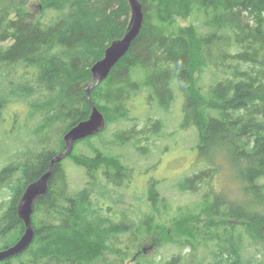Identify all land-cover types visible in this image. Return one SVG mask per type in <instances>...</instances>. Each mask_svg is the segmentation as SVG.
I'll return each mask as SVG.
<instances>
[{"label":"trees","instance_id":"1","mask_svg":"<svg viewBox=\"0 0 264 264\" xmlns=\"http://www.w3.org/2000/svg\"><path fill=\"white\" fill-rule=\"evenodd\" d=\"M35 1L37 10L30 8ZM141 1L142 32L105 82L92 90V101L105 111L107 124L114 123L130 119L126 96L144 91L149 101L169 110L176 95L173 86L179 85L186 99L182 125L197 126L201 152L222 147L236 158L241 190L248 198L244 207L216 192L219 167L187 176L181 191L203 189L204 194L199 205L173 215L175 227L166 240L191 252L158 264H264V257L246 256L251 246H264V0ZM177 15L193 17L198 24L182 26ZM129 17L128 0H0V44L13 40L0 50V126L7 103L27 104L31 143L38 148L27 145L33 157L0 168V191L11 189L9 201L0 203V250L25 233L18 205L27 185L48 171L50 161L62 152L65 134L89 118L91 67L124 34ZM198 72L217 80L208 96ZM18 117L13 118L16 124ZM20 123L25 126L24 119ZM162 124L154 126L157 135ZM93 148L95 155L100 152ZM101 153L100 159H91L80 149L69 158L86 178L75 191L65 165L69 159L54 164L48 190L32 214V243L0 264H124L141 236L166 230V222L146 226L154 219L151 208L166 211L159 201L158 180L149 183L148 199L138 208V216L144 213L141 225L130 209L115 211L120 199L115 194L125 188L123 180L133 184L134 168ZM142 200L143 194L137 197V202ZM127 232L131 242L118 237ZM197 248H203L200 258Z\"/></svg>","mask_w":264,"mask_h":264},{"label":"rangeland","instance_id":"2","mask_svg":"<svg viewBox=\"0 0 264 264\" xmlns=\"http://www.w3.org/2000/svg\"><path fill=\"white\" fill-rule=\"evenodd\" d=\"M37 5H39V3L35 1L30 5V8L37 10ZM176 18L177 22L182 26H188L191 23L198 24L197 20L187 15H177ZM12 43L13 40L10 38L7 41L5 40L0 44V50H3ZM206 75V72L204 74L197 73V77H200L199 84L203 87V92L208 96L207 93L210 86L214 85L217 80L210 79L211 77ZM219 76L221 77L220 80L225 78L223 75ZM178 86H173L176 95L169 110L159 108L156 102H154V105L153 101H149L145 96L146 94L144 91H140L133 96H126V106L130 108L129 120H125L126 118L124 117L119 120L120 122L108 123L103 131L90 136L89 138L91 139L83 140L76 145L78 151L81 149L82 152L90 156L95 155L94 145L98 146L97 149L105 154L115 156H121L123 154L128 156L131 162L128 161L131 164L125 159L121 160L124 164H128L131 169L134 168L132 172L133 175H131L133 184L130 183V185H128V179L123 180V182H125V188L119 189L115 194V197H117V195L120 197L115 207V211L119 213L130 209L131 215L135 217V214L137 215V212H139L138 208L142 206V203L144 205L148 199L147 192L149 190L148 186H150L149 183L154 179L158 180L157 186L160 191L159 201L166 207V211H162L160 208L159 210H157L158 208H154L152 211L151 208L148 212H152L151 216H153L154 219L146 222V226L150 228L157 222L158 224L166 222V230L163 232L155 230L152 234H144L141 237L142 243L149 241L147 236L154 235L164 238L163 240L165 242L163 244H160L159 247H155L148 252L150 253L147 255L148 261L149 259H153L150 261H153L154 264L171 260L173 256L175 257L178 254L188 255L191 252L190 247H186L181 251L176 245H172L170 242L167 243L168 240H166V234H170L169 231H173L175 227L171 220L173 215L180 214L182 209L185 210L188 205H193V203L195 204L201 201L204 194L203 189L199 192L188 190L181 191L180 183L187 176H192L208 166L219 167V172L216 173V179H214L216 192L218 194H224L225 196L227 195L231 201H235L237 204L244 207L248 206L247 195L241 190L239 181L240 168L238 167L236 158L233 157L227 149L222 147H217L215 152L207 153L205 150L201 152L198 147L199 131L197 126L182 125L186 99H183L184 93L179 91ZM28 112V105L22 102H16L11 105L8 103L6 104L3 111L4 117L2 122L3 124L6 120L5 125L3 126L1 124L0 126L2 127L0 129V168L9 161L11 163H16L25 161L28 157H33L35 154L26 151L27 145L33 146L34 151L38 150V148L36 149L31 143L34 137L31 136V124H28L29 120H27ZM103 113H105V111ZM211 113L214 114L213 111ZM16 115L19 116L17 124L14 122L15 119H13L16 118ZM21 119H24L25 126L24 124L21 125ZM157 121L163 123V130L160 134L156 135L157 137L154 136L151 139L148 134L146 141H139L134 138L135 143H129L127 145L120 143L121 140H129L130 134H134L136 137L138 136V138H141L142 134H138V130L143 127L146 129H153ZM135 122L138 124L137 126H134ZM88 141H90V144H88ZM42 145L44 146L43 142ZM135 145L140 146L142 150L140 148L141 151L137 152L136 150L138 148H132ZM144 145H147L148 150L152 153L147 154L148 150L146 149L142 152L144 150ZM89 146L93 148V150L90 149ZM41 148L42 146H39V150ZM146 154L147 157L149 156L147 159L141 158ZM209 161L219 162V165H217V163L215 165H209V163H206ZM65 165L67 170H71L69 174L72 177V190L75 191L81 188L86 179L83 169L73 164L70 159L65 160ZM17 176L18 174L14 177ZM10 193L11 189L5 186L0 191V203L8 202ZM142 194L144 200L137 202V197ZM199 204L200 203H198V205ZM142 217H144V213H140V216L137 215V221ZM166 219L170 221H166ZM118 237L121 240L125 239L126 241H132L130 240L131 238L128 232L125 234L121 233ZM138 241L139 240H137V242ZM202 249L197 248L196 250L197 257L199 256V258L202 257L200 255ZM133 253L134 250H132L130 257ZM253 255L256 258L262 259L264 257V246H251L250 250L246 252V256L249 257ZM142 257L144 258V256ZM143 258H141V260ZM142 262L146 264L145 260H142ZM253 263L256 262L253 261Z\"/></svg>","mask_w":264,"mask_h":264},{"label":"water","instance_id":"3","mask_svg":"<svg viewBox=\"0 0 264 264\" xmlns=\"http://www.w3.org/2000/svg\"><path fill=\"white\" fill-rule=\"evenodd\" d=\"M131 8V18L122 38L116 39L105 50V55L91 67L92 81L87 88V96L91 104V113L88 119L79 122L64 136L65 150L56 154L49 163L48 171L38 180L30 183L25 188L18 205V215L24 221L26 229L21 239L14 245L0 250V262L23 253L33 241L34 229L32 227V214L38 198L48 190V181L52 176L54 164L64 160L68 156L78 140L85 139L103 131L106 126V118L99 107L92 101V90L104 81L111 73L115 65L128 53L132 43L142 31L145 13L141 0H128Z\"/></svg>","mask_w":264,"mask_h":264},{"label":"flooded vegetation","instance_id":"4","mask_svg":"<svg viewBox=\"0 0 264 264\" xmlns=\"http://www.w3.org/2000/svg\"><path fill=\"white\" fill-rule=\"evenodd\" d=\"M142 2V1H141ZM130 6V5H129ZM130 10H131V8H130ZM130 18H131V15H130V17H129V21H130ZM129 21H128V24H129ZM145 21V20H144ZM128 24H127V27H128ZM127 27H126V29H127ZM126 29H125V31H124V34H125V32H126ZM143 29V28H142ZM142 32V31H141ZM124 34L121 36V37H119V38H122L123 36H124ZM141 34V33H140ZM139 34V35H140ZM119 38H116V39H119ZM138 38V37H137ZM136 38V39H137ZM116 39H114V40H116ZM113 40V41H114ZM112 41V42H113ZM112 42L109 44V46L112 44ZM134 42V41H133ZM133 44V43H132ZM108 46V47H109ZM107 47V48H108ZM106 48V49H107ZM130 51V50H129ZM128 51V52H129ZM128 54V53H127ZM126 54V55H127ZM104 55H105V53H104ZM125 55V56H126ZM125 56L118 62V63H120L124 58H125ZM104 57V56H103ZM112 72V71H111ZM92 77H93V75H92ZM109 77V76H108ZM107 79V78H106ZM105 79V80H106ZM104 80V81H105ZM92 81V80H91ZM103 82V81H102ZM101 82V83H102ZM92 110V109H91ZM104 114V113H103ZM90 116V115H89ZM106 118V117H105ZM106 126H107V122H106ZM106 126H105V128H106ZM104 128V129H105ZM103 129V130H104ZM138 132H140L141 134H142V136H141V138L143 137V136H148V134L150 135V137H151V139L155 136V137H157L156 135V132H155V129L153 128V129H146V128H141V129H139L138 130ZM132 135V134H131ZM129 136V137H131V140L130 141H126V145L127 144H129V143H133V142H135V140H134V137H136V135H134V136ZM144 141H146V140H144ZM139 143V142H138ZM132 148H138L136 151L137 152H139V151H141L140 150V146H138V145H135V146H133ZM142 149V148H141ZM146 150H148V147L147 148H145ZM145 149H144V151H145ZM65 150V141H64V147H63V149H62V151H64ZM144 151H142V152H144ZM77 152V148H76V144L74 145V147H73V149H72V152L68 155V156H66L64 159H69V158H72L73 157V155H74V153H76ZM148 153H152L150 150H148V152H147V154ZM98 154H102L101 153V151L99 152V153H97L96 155H94V156H88V158H91V159H100V155H98ZM104 154V153H103ZM147 154L146 155H144V157H141V158H143V159H147L148 157H147ZM98 155V156H97ZM102 156V155H101ZM118 157V159H129L128 158V156H126V155H121V156H117ZM9 163H11L10 161L9 162H7L6 164H9ZM6 164H4L3 166H5ZM125 165H127V164H125ZM138 222H140V221H138ZM142 222V221H141ZM140 222V223H141ZM139 223V225H141ZM134 224H138L137 223V221H134ZM154 225H158V222L157 223H155V224H153V226ZM138 226V225H137ZM142 237V236H141ZM139 238L138 240V242H137V245H135L132 249H131V253H132V250H134V253H133V255L130 257V255H129V257L127 258V259H125V263L124 264H143V262H142V260H145L146 262V264H147V261H148V258H147V255L148 254H150V253H148V252H150L151 250H153L155 247H159L160 246V244H163L165 241L163 240L164 238L163 237H159V236H147L148 237V239H149V241L148 242H145V243H142L141 242V239L142 238ZM123 249H124V252L125 251H127V247H123ZM142 256H144V258L142 257ZM141 258H143L142 260H141ZM150 260H153V259H149V261ZM153 262V261H152Z\"/></svg>","mask_w":264,"mask_h":264},{"label":"bare ground","instance_id":"5","mask_svg":"<svg viewBox=\"0 0 264 264\" xmlns=\"http://www.w3.org/2000/svg\"><path fill=\"white\" fill-rule=\"evenodd\" d=\"M130 15H131V10H130ZM25 227V226H24Z\"/></svg>","mask_w":264,"mask_h":264}]
</instances>
